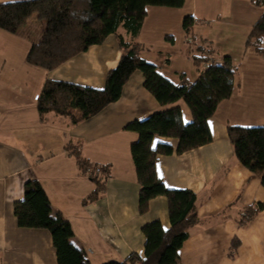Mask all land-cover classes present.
Segmentation results:
<instances>
[{"label": "crops", "instance_id": "1", "mask_svg": "<svg viewBox=\"0 0 264 264\" xmlns=\"http://www.w3.org/2000/svg\"><path fill=\"white\" fill-rule=\"evenodd\" d=\"M15 1L20 0L0 4ZM146 10L135 37L122 27L118 32L142 46V57L170 81L178 83L183 76L192 82L208 63L220 62L223 56L236 68L232 94L208 119L211 141L180 154L157 156L155 172L166 187L191 190L198 201L197 220L188 229L177 264H264V186L235 159L227 132L229 126H264V39L258 47L246 45L264 3L184 0L178 8L150 5ZM185 16L192 17L188 31L182 25ZM43 28L40 22L34 34L0 27V264H57L46 229L17 225L13 204L23 198L28 180L40 183L52 212L69 222L70 240L84 250L90 264L121 261L131 253L143 256L141 228L158 220L168 229V202L157 196L146 213H139V185L130 154L137 133L125 126L174 105L181 107L188 122L189 110L182 100L161 106L144 88L142 73L135 71L119 99L88 119L74 122L53 112L40 115L34 95L41 93L46 80L102 89L107 72L121 56L117 37L110 34L54 70H43L26 62ZM200 55L208 60L197 66L193 58ZM11 58H18L19 64ZM174 58L181 66L174 67ZM187 59L197 66L190 72ZM177 142L156 137L153 145L176 148ZM79 160L109 172L95 201L86 202L95 186ZM257 204L263 208L249 209Z\"/></svg>", "mask_w": 264, "mask_h": 264}, {"label": "trees", "instance_id": "2", "mask_svg": "<svg viewBox=\"0 0 264 264\" xmlns=\"http://www.w3.org/2000/svg\"><path fill=\"white\" fill-rule=\"evenodd\" d=\"M263 3L264 0H254L257 6ZM183 4L184 0H20L0 4V27L8 32L16 33L33 15L44 23L40 39L28 50L26 62L46 71L102 43L110 34L117 37L121 56L116 67L107 72L104 87L96 89L46 80L37 100L40 115L53 112L68 116L74 122L88 119L119 99L124 83L135 71L142 73L144 88L161 106L182 100L189 110L188 122L183 118L181 107L174 105L125 126L137 133V139L130 145V154L139 185L138 211L146 213L151 199L165 196L170 227L163 229L158 220L144 224L141 228L145 237L143 256L131 253L121 261L101 264H177L188 229L197 220L196 195L188 189L167 188L155 172L157 156L174 151L180 154L211 141L208 119L220 101L232 94L236 68L229 56H223L220 62L208 63L192 82L182 76L180 82L174 83L142 57V46L126 41L118 32L122 27L135 37L147 6L178 8ZM191 22L192 17L183 18L186 31ZM262 39L264 11L249 29L246 45L258 47ZM207 60L208 57L202 55L193 58L197 66ZM227 132L235 159L257 174L264 186V126H229ZM156 137L176 139L177 147L164 143L154 146ZM79 165L83 170L95 166L82 160ZM99 167L101 172L90 177L95 187L86 202L99 198L108 176L107 168ZM262 208V204H257L249 209L257 212ZM13 213L19 227L42 228L50 233L57 264H90L84 250L71 242L69 222L60 212H52L46 192L37 180L23 184V198L14 202Z\"/></svg>", "mask_w": 264, "mask_h": 264}, {"label": "rangeland", "instance_id": "3", "mask_svg": "<svg viewBox=\"0 0 264 264\" xmlns=\"http://www.w3.org/2000/svg\"><path fill=\"white\" fill-rule=\"evenodd\" d=\"M40 22L42 23V21H39L36 18V15H33L27 22L26 24L22 27L23 29H19L18 32L21 33H31L34 32V34L37 32V30L39 29V24ZM151 57V56H150ZM186 59V58H185ZM13 60V58H11V61ZM188 60V59H187ZM13 64H15L16 66L19 64L20 60L18 58H15L13 61ZM174 67L176 66H181L182 63H180L179 58H174L172 61ZM186 67H188V71H192L194 68H196L197 66L193 65L192 61L188 60L187 64L184 63ZM193 68V69H191ZM173 77V76H172ZM40 95V94H39ZM184 104V103H183Z\"/></svg>", "mask_w": 264, "mask_h": 264}, {"label": "built area", "instance_id": "4", "mask_svg": "<svg viewBox=\"0 0 264 264\" xmlns=\"http://www.w3.org/2000/svg\"><path fill=\"white\" fill-rule=\"evenodd\" d=\"M39 94L34 95V100H38ZM84 172L87 176L92 177L95 174H99L101 172V168L99 166H87L84 168Z\"/></svg>", "mask_w": 264, "mask_h": 264}]
</instances>
